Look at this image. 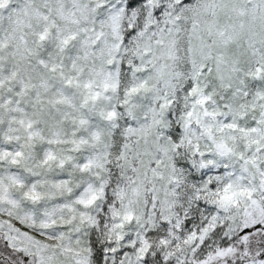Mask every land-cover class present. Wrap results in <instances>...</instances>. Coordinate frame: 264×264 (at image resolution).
<instances>
[{
  "label": "snow or ice",
  "instance_id": "1",
  "mask_svg": "<svg viewBox=\"0 0 264 264\" xmlns=\"http://www.w3.org/2000/svg\"><path fill=\"white\" fill-rule=\"evenodd\" d=\"M0 264H264V0H0Z\"/></svg>",
  "mask_w": 264,
  "mask_h": 264
}]
</instances>
